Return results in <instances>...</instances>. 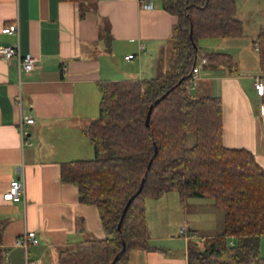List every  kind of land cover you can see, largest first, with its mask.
<instances>
[{"label":"crops","instance_id":"obj_1","mask_svg":"<svg viewBox=\"0 0 264 264\" xmlns=\"http://www.w3.org/2000/svg\"><path fill=\"white\" fill-rule=\"evenodd\" d=\"M145 1L152 6L145 8L140 0L84 4L0 0V29L14 20L18 23L17 33L0 30V45H16L21 54L37 59L34 69L18 72L14 56L8 60L0 56V246L7 251V264H56L60 248L107 235L97 207L80 202L77 186L61 181L59 169L62 161L94 156L83 129L98 114L99 81L162 76L169 66L174 53L170 31L176 15L165 10L160 0ZM239 1L249 7L246 0ZM235 5V15L245 28L237 0ZM256 8L252 9L255 14ZM261 27L264 23H257L249 34L208 39L207 49L200 45L203 51L231 54L235 66H213L206 60L188 88L196 96L220 97L223 144L251 150L264 174V94L258 95L252 86L254 75L264 78L258 50L253 48ZM129 53L133 56L125 58ZM20 110L33 118L24 124V142L17 128ZM17 177L23 178L24 193L5 199L3 192ZM171 191L145 200L148 240L153 247L132 250L128 264H187L189 243L221 232L222 226L216 234L199 232L218 228L213 216L208 220L214 224L211 229L199 222L203 214L198 206L209 204L202 202L204 197L180 200ZM164 208L181 210L185 229H176V237L151 238L154 219L162 216ZM25 230H34L39 242L26 248L15 245V238ZM166 239H182L183 255L151 242Z\"/></svg>","mask_w":264,"mask_h":264},{"label":"trees","instance_id":"obj_2","mask_svg":"<svg viewBox=\"0 0 264 264\" xmlns=\"http://www.w3.org/2000/svg\"><path fill=\"white\" fill-rule=\"evenodd\" d=\"M160 1L176 15L170 31L174 53L165 73L99 81L98 114L83 129L94 156L60 163V180L77 186L80 202L97 207L107 235L60 248L56 264H108L115 255L113 264H128L132 250L152 248L145 200L166 190H175L180 200L210 197L223 210L221 232L207 237L204 247L189 243L187 264H264L259 242L264 235L263 170L248 148L223 144L220 97L196 96L188 88L199 56L213 66H235L231 54L203 51L199 44L200 38L242 34L235 0ZM253 42L258 44L259 70L264 73V27ZM164 92L146 125L150 103ZM189 131L195 134L191 145ZM132 194L118 230L121 211ZM4 251L0 246V264H7Z\"/></svg>","mask_w":264,"mask_h":264},{"label":"rangeland","instance_id":"obj_3","mask_svg":"<svg viewBox=\"0 0 264 264\" xmlns=\"http://www.w3.org/2000/svg\"><path fill=\"white\" fill-rule=\"evenodd\" d=\"M238 3V9H239V14L241 13L243 16V19L245 21V28L243 26V31L246 34H249L250 32L255 31V27L257 25V23H264V0H246V4L249 6L248 8L241 6V1L237 0ZM84 4V3H82ZM254 6H257L256 8V12L258 13H254V11L252 10ZM208 39L211 38H200L199 39V43L200 45H203V47L205 48L206 46H204V42H207ZM254 48V47H253ZM207 49V48H205ZM190 94L194 93L191 92L189 90ZM97 117V116H96ZM94 119V118H93ZM195 140V134L194 131H189L187 134V144L191 145ZM171 192H175L177 194V192L175 190L171 191ZM174 193V194H175ZM205 200L202 201L203 203L205 202H209V204L207 205H203V206H198V213L199 214H203L202 217H199V222L201 223V225H210L208 227H210L209 229H211L212 227H214V224H211L208 220H210V218L213 216V219L215 222H217V226L218 228L213 229V230H199V232L207 235L208 233H217V231L220 229V227L222 226V216H223V210L220 206H217L216 204H214L213 200L210 197H204ZM158 212L159 209H158ZM181 210L177 211V209L173 212L171 211L169 208H164V212L162 214V216L160 217L158 215V218L156 220V218L154 219V227L151 228L150 231V237H155V236H164L167 238H172L171 236H178L179 234L177 233V230L180 226H183L184 222L181 220ZM196 218L198 215H195ZM157 221V222H156ZM157 223V225H156ZM216 227V226H215ZM201 229H204L203 227ZM214 231V232H213ZM209 237V236H208ZM152 243L154 244H160L163 245L162 249L164 251L167 252H175V254L179 255H183V241L182 239L180 240H163L160 242H156L151 240ZM197 243L200 247H204L206 246V241L205 239L203 240H197ZM261 244V253L264 255V235L261 238L260 241Z\"/></svg>","mask_w":264,"mask_h":264},{"label":"built area","instance_id":"obj_4","mask_svg":"<svg viewBox=\"0 0 264 264\" xmlns=\"http://www.w3.org/2000/svg\"><path fill=\"white\" fill-rule=\"evenodd\" d=\"M140 4L141 6L145 8H150L152 6L150 1H145V0H140ZM0 30L1 32H5V33H11V32L17 33L18 32L17 20L4 24ZM253 47L255 49H258V44L256 42H253ZM0 56L4 58L5 60H8L14 56L17 60L18 72H21V71L28 72L37 66L36 57L30 53L21 54L18 46L16 45L1 44L0 45ZM132 56L133 55L129 53L125 55V58H130ZM205 62H206L205 57L203 56L198 57L197 62L195 63L191 71V74L188 80V87H191L194 85L196 79L199 77L200 64L205 63ZM252 86L258 95L264 94V78L260 73L253 76ZM16 100H17V103L20 105V96H18ZM32 121H33V118L31 116L23 113L22 110L19 111L17 128H18V133H19L21 142L25 141L24 124L31 123ZM23 193H24L23 178L17 177V178L10 180L7 190L3 192V197L5 199H17L19 198V195ZM184 229H185L184 226L180 227L181 232H183ZM38 242L39 240L34 230H25L22 234H20L14 240L15 245L22 246L24 248H26L29 244H37ZM3 255H4L5 260H7V251H4ZM26 264H29V261L28 262L26 261Z\"/></svg>","mask_w":264,"mask_h":264},{"label":"water","instance_id":"obj_5","mask_svg":"<svg viewBox=\"0 0 264 264\" xmlns=\"http://www.w3.org/2000/svg\"><path fill=\"white\" fill-rule=\"evenodd\" d=\"M190 32H191V28H190ZM167 92V91H166ZM166 92H164L163 94H161V96H159L158 98H156L153 102H151L150 103V105H149V107H148V110H147V113H146V116H145V124L146 125H148L149 123H148V120H149V115H150V112H151V109H152V107L166 94ZM154 153H156V148H155V150H154ZM149 164H150V160L148 161V163H147V166H146V170L148 169V167H149ZM143 180H144V176L141 178V181H140V184H139V187H138V189H137V192L140 190V188H141V186H142V183H143ZM134 196V194H132L129 198H128V200L126 201V203H125V205H124V207H123V209H122V211H121V215H120V219H119V221H118V223H117V228H118V230H120V223H121V220H122V217H123V215H124V212H125V210H126V208H127V205L129 204V202H130V200L132 199V197ZM124 248V246L122 247V249ZM116 258H117V255H115L113 258H112V260L108 263V264H113L114 263V261L116 260Z\"/></svg>","mask_w":264,"mask_h":264}]
</instances>
